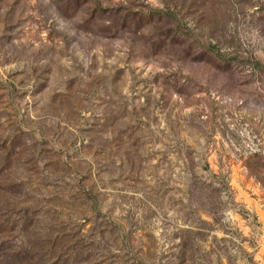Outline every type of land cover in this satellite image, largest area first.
Segmentation results:
<instances>
[{
    "label": "rangeland",
    "instance_id": "rangeland-1",
    "mask_svg": "<svg viewBox=\"0 0 264 264\" xmlns=\"http://www.w3.org/2000/svg\"><path fill=\"white\" fill-rule=\"evenodd\" d=\"M0 264H264V0H0Z\"/></svg>",
    "mask_w": 264,
    "mask_h": 264
}]
</instances>
